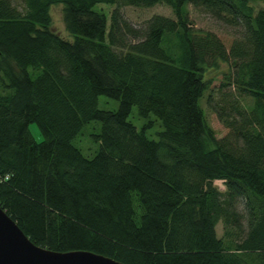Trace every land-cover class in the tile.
<instances>
[{"label":"trees","instance_id":"1","mask_svg":"<svg viewBox=\"0 0 264 264\" xmlns=\"http://www.w3.org/2000/svg\"><path fill=\"white\" fill-rule=\"evenodd\" d=\"M256 1L0 0V208L32 244L123 264H264V7ZM189 2L239 26L238 37L225 47L193 28ZM52 4L62 5L68 38L50 25ZM122 4H165L172 16L154 13L137 28ZM221 62L220 86L250 101L214 110L227 128L216 138L200 98ZM100 95L116 108L96 106ZM132 106L158 120L156 139L145 134L153 119L132 124ZM97 120L96 148L84 155L73 140Z\"/></svg>","mask_w":264,"mask_h":264},{"label":"rangeland","instance_id":"2","mask_svg":"<svg viewBox=\"0 0 264 264\" xmlns=\"http://www.w3.org/2000/svg\"><path fill=\"white\" fill-rule=\"evenodd\" d=\"M12 3L14 6L20 7V3H22V0H12ZM251 4L255 9L260 6L264 7V4L260 3L259 0H257L256 2H252ZM113 6L114 4L112 6L101 4V6L96 5V9L101 7L102 9H104V11H108ZM185 7L187 8L188 13L187 18H189V21L192 24L193 28L199 27L202 30H210L211 32L216 34L217 37L221 38V41L224 43L225 47L228 46L233 38L238 37V34L240 33L239 26H230L229 24L220 22V20H215L213 17L209 16V13L203 12L198 6H193L191 2L187 3ZM118 11H120L122 16L126 18V21H128L133 26H137V28L142 27L144 24V19L148 18L154 13L172 16L170 13V9L167 8V5L165 4H154V6L150 8H140L134 5L129 6L122 4L119 5ZM61 12V4H52L50 6V25L56 32V34L68 38V35L65 33L66 31L64 28ZM226 67L227 65L221 62L219 64V67H217L218 69H210L207 72L206 77H212L208 89H206V91L200 98V105L202 107V111H204V116L206 119L205 121H207L208 125L213 128L212 130L214 131L216 138L223 136V134L227 131V128L225 127L223 122L218 120L219 118L217 117L214 110L223 108V110L227 112L229 111L227 108L230 107L231 103L235 104L239 101H245L246 103L250 101L249 98H241L242 96L240 97L239 95H237L232 88L220 86V82L222 80L221 77H223L222 72L227 70ZM116 103V100L111 99L108 96L100 95L98 96L96 106H98L100 109L113 110L117 106ZM128 118L137 128H139L142 123L149 120V118L153 119V122H151L152 125L145 134L149 138L153 137V139H156V135L154 133L160 130V123H158V120H155L153 118L152 114H149L147 118H143L140 115L136 114V107L132 106L130 112H128ZM98 124V120L88 122L83 126L81 134H77V137H75V139L73 140L74 145L80 148L81 152L84 155H88V152H92L93 149L96 148V144L94 143L91 135L97 132L99 127ZM36 127L37 126L35 123H30L28 130L30 131V134L32 135L34 140H40L42 136L40 135ZM213 183L214 185L220 186L217 180H215ZM215 231L216 235H220V233L222 232V225L219 221H217V224H215Z\"/></svg>","mask_w":264,"mask_h":264},{"label":"water","instance_id":"3","mask_svg":"<svg viewBox=\"0 0 264 264\" xmlns=\"http://www.w3.org/2000/svg\"><path fill=\"white\" fill-rule=\"evenodd\" d=\"M0 208V264H123L85 250L57 252L32 244Z\"/></svg>","mask_w":264,"mask_h":264}]
</instances>
